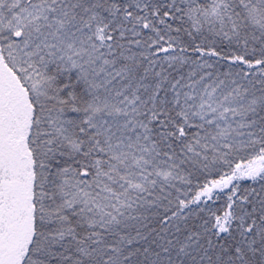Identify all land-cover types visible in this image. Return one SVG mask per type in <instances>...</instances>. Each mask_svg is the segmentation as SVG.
<instances>
[{
  "label": "snow or ice",
  "instance_id": "obj_1",
  "mask_svg": "<svg viewBox=\"0 0 264 264\" xmlns=\"http://www.w3.org/2000/svg\"><path fill=\"white\" fill-rule=\"evenodd\" d=\"M0 264H264V0H0Z\"/></svg>",
  "mask_w": 264,
  "mask_h": 264
}]
</instances>
